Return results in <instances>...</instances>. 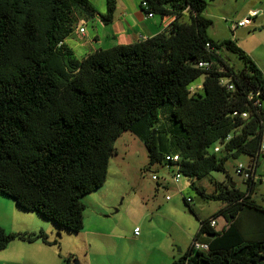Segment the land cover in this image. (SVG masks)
Returning <instances> with one entry per match:
<instances>
[{"label":"trees","instance_id":"obj_1","mask_svg":"<svg viewBox=\"0 0 264 264\" xmlns=\"http://www.w3.org/2000/svg\"><path fill=\"white\" fill-rule=\"evenodd\" d=\"M143 1L147 13L175 18L168 29L79 58L66 42L76 16L99 15L110 24L117 0H107L104 14L91 0H0V197L8 195L60 230L80 232L83 199L104 185L114 143L131 130L145 143L150 166L179 167L201 196L225 202L215 216L200 219L193 239L210 249L190 246L172 264H264V206L252 196L255 183L247 181L243 191L231 178H213L212 193L195 183L225 172L231 155H248L257 168L264 143V72L234 39L210 36L207 0ZM224 47L243 61L241 70L221 55ZM201 76L203 87L191 91ZM166 103L181 133L170 136L157 128ZM169 155L180 159L167 161ZM189 199L184 201L195 214ZM221 215L228 224L217 231L210 221ZM16 239L59 245L44 231L0 226V250ZM74 258L64 260L73 264Z\"/></svg>","mask_w":264,"mask_h":264},{"label":"rangeland","instance_id":"obj_2","mask_svg":"<svg viewBox=\"0 0 264 264\" xmlns=\"http://www.w3.org/2000/svg\"><path fill=\"white\" fill-rule=\"evenodd\" d=\"M207 2L208 5L204 15L213 21L209 34L218 37L220 40L234 39L242 49L252 51V54H250L245 50L255 59V62L264 72V0H207ZM252 10L260 11L252 25L238 26L237 23L244 17L249 16V12ZM83 17L88 18L78 13L74 21V29L78 21ZM158 17L160 18L161 15L159 14ZM184 20L188 21L189 15H186ZM86 27L92 29L90 22L87 23ZM219 51L236 70H241L244 67L243 61L236 53L229 51L225 47ZM203 80L204 76H201L193 85H203ZM171 108L172 105L170 103H166L159 108L160 121L157 125L158 129L166 130L170 133V136L182 132L180 125L171 118ZM149 161V151L145 143L131 130L124 131L114 143V153L110 159L106 182L102 187L86 195L83 199L87 205L85 211L86 224L88 225V216L94 213L92 211L96 209L91 201L93 198L101 197L100 200H106L108 198V190H111V192H123L119 202L123 198L125 200L121 206H117L111 211L115 213L117 208L121 209L115 215L124 225L123 228H120L121 230L124 228L127 230L131 227L132 230L135 227L143 230L149 222L160 220L159 216L153 215V213L159 210V207H163L166 212L165 217L167 218L161 219V224L153 227L154 236L157 240L165 237H174L176 239L174 246L176 255L180 254V250L181 253H185L192 243L194 234L199 229L201 224L200 219L215 216L225 206V202L204 198L185 176L179 182H175L173 178L177 169L176 166L169 167L164 163H156L150 166ZM250 162L251 158L248 155L243 154L239 157L231 155L226 160L225 172L214 171L211 175L201 180L196 179L195 183L197 186H205L207 191L212 193L215 187L212 182L213 178L218 180L225 179L227 181L231 178L238 188L246 191L247 181L243 176L236 173V167L240 163L249 165ZM153 174L159 176L158 181L152 179ZM263 176L264 157H261L256 168L257 178L252 196L259 204L264 206V183L261 181ZM166 195H170L172 199L167 201ZM0 198H5L15 203L8 195H2ZM184 198H191L189 203L195 210V214L190 211ZM16 208L21 212L33 213L40 217L36 212L22 210L17 205ZM40 218L43 222L55 225L50 220L43 217ZM174 221H176V225L172 226V222ZM216 222L215 229L217 231H221L228 223L223 215L216 217ZM63 230L66 231L65 234L55 232L54 235H51L52 240L54 238L59 240V245L46 244L42 239L35 240L34 242L40 241L41 243L43 242L42 244L48 245L46 247L51 251H55L56 256L64 264H66L64 257H68L70 254L75 255L73 264L76 261L78 264H115L117 262L118 258L112 259L115 254H118L117 250L114 255L108 252V255L104 258L91 255L92 252L87 254L78 244L77 233L67 231L64 228Z\"/></svg>","mask_w":264,"mask_h":264},{"label":"crops","instance_id":"obj_3","mask_svg":"<svg viewBox=\"0 0 264 264\" xmlns=\"http://www.w3.org/2000/svg\"><path fill=\"white\" fill-rule=\"evenodd\" d=\"M91 2L101 14L106 13L107 0H91ZM158 15L156 13L154 16L149 17L142 7V0H117V8L112 23L105 24L99 15L94 18L83 17L78 21L73 33L69 35L66 42L79 58L101 49L136 43L162 33L168 29L175 19L171 15L161 16L160 18ZM89 22L92 29L86 27ZM81 28H85L83 33L80 31ZM211 37L220 40L214 35ZM245 50L252 54V51ZM261 157H264V150ZM215 180L225 181V179ZM122 195L123 192L108 190L106 200H100L101 197L93 198L91 201L96 209L92 211L94 213L88 216V225L85 219V209L84 227L77 233V239L79 240L78 244L87 254L92 252L91 255L104 258L108 255V252L114 255L117 250L118 254H115L112 258H118L115 264H172L175 259L184 254L180 250V254L176 255L174 248L176 239L174 237L157 240L154 236L153 227L160 225L161 219L167 218L163 207H159V210L153 213V215H158L160 220L149 222L143 230L140 229L138 235L135 233V229L139 227H135L134 230H132V227L121 230L120 228H123L124 225L115 216L121 209L117 208L115 213L111 211L117 206H121L125 200L123 198L119 202ZM85 206L87 208L86 204ZM112 215H114L113 218H111ZM173 225H176V221L172 222ZM0 226L8 232L37 233L44 231L50 240H52L51 235H54L55 232L58 234L66 233V231L60 230L52 223L43 222L36 214L19 211L14 202L5 198H0ZM42 243L40 241L22 242L18 239L13 240L5 249L0 250V264H64L56 256L55 251L49 250L46 247L48 245Z\"/></svg>","mask_w":264,"mask_h":264},{"label":"built area","instance_id":"obj_4","mask_svg":"<svg viewBox=\"0 0 264 264\" xmlns=\"http://www.w3.org/2000/svg\"><path fill=\"white\" fill-rule=\"evenodd\" d=\"M142 7L145 9V10H148V3L147 1H143L142 2ZM260 11H251L249 16L245 17L243 20L239 21L237 23L238 26L240 27H244V26H249L251 25V23L253 22L254 18L257 17L259 15ZM147 15L149 17H152L154 16V13L153 12H148ZM80 31L83 33L85 31V28H81ZM209 46V44H208ZM199 66L200 67H203V68H206L207 70L210 68L211 66V63L209 62H200L199 63ZM223 83H227V81L223 80ZM203 87V85H192L191 86V91H196L198 89H201ZM228 87L229 89H233L234 86L232 84H228ZM244 116H246V114H244ZM229 140V138L225 141L227 142ZM220 144H218V146L215 147V151H219L220 150ZM262 150H264V143L262 145ZM167 161H171V162H177L179 161V156L178 155H169L167 156ZM170 167V165H168ZM255 163H249V165H245L243 163H240L237 167H236V173L238 175H241L244 177V179L246 181H252V183H255L256 182V169H255ZM184 175L181 173V171L179 170V167H177L175 173H174V181L175 182H179L180 179L183 177ZM152 179L153 180H159V176H157L156 174H153L152 175ZM261 181L264 183V176L262 177ZM167 200L171 199V196H167L166 197ZM191 200V199H189ZM210 224L213 228H216V225H217V222H216V219H212L210 221ZM139 228H136L135 229V233L138 235L139 234ZM192 248L195 250V251H208L210 249V245L208 242H203V241H200V240H194L192 242Z\"/></svg>","mask_w":264,"mask_h":264},{"label":"water","instance_id":"obj_5","mask_svg":"<svg viewBox=\"0 0 264 264\" xmlns=\"http://www.w3.org/2000/svg\"><path fill=\"white\" fill-rule=\"evenodd\" d=\"M75 264H78V262L76 261Z\"/></svg>","mask_w":264,"mask_h":264}]
</instances>
